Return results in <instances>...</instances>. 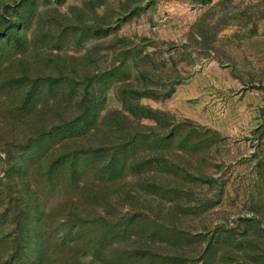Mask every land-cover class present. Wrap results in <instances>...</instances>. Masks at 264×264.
<instances>
[{"label": "rangeland", "instance_id": "obj_1", "mask_svg": "<svg viewBox=\"0 0 264 264\" xmlns=\"http://www.w3.org/2000/svg\"><path fill=\"white\" fill-rule=\"evenodd\" d=\"M37 140L100 154L45 264H264V0H0V264Z\"/></svg>", "mask_w": 264, "mask_h": 264}, {"label": "trees", "instance_id": "obj_2", "mask_svg": "<svg viewBox=\"0 0 264 264\" xmlns=\"http://www.w3.org/2000/svg\"><path fill=\"white\" fill-rule=\"evenodd\" d=\"M54 146L44 147L42 140L34 141L27 147V151L30 152L28 159L22 161V164L23 162H27L29 174L36 181V188L39 192L38 196L34 195V201L31 203V212L36 216L28 223L31 225H21L20 223L26 220H21V217L15 219L17 228H20L18 240L25 244L24 250L26 251L27 262L24 264H45V262H50V257L55 255L54 252L58 253L55 249L61 250L65 247V238L60 237L61 232L56 231L57 227L54 229L52 227L45 228V222L50 217H48L49 214L47 213L48 209L46 206L48 207L51 204L47 200L63 194L66 191V183H72L76 189H79V186L83 184L84 169L100 161V154L92 152L89 154L85 153L83 157L75 155L63 158L59 155L54 157V161L47 162L43 166L39 163V158L44 156L43 158L46 159L47 157L54 156V153H56L53 150ZM42 196L45 200H43ZM16 213L8 211L6 216L9 217ZM52 244L55 246L54 249H52ZM16 259L19 262L21 255L16 257Z\"/></svg>", "mask_w": 264, "mask_h": 264}]
</instances>
